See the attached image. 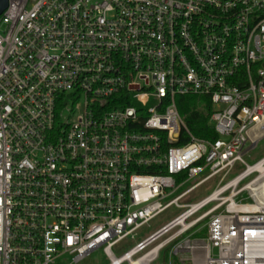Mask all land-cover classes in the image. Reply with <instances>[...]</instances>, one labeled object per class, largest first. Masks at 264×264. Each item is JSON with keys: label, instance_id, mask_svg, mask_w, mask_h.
Returning <instances> with one entry per match:
<instances>
[{"label": "built area", "instance_id": "1", "mask_svg": "<svg viewBox=\"0 0 264 264\" xmlns=\"http://www.w3.org/2000/svg\"><path fill=\"white\" fill-rule=\"evenodd\" d=\"M185 95L210 98L215 140L193 135ZM263 130L264 0H9L0 264H80L97 249L109 264H264V157L244 159ZM173 204L183 211L119 253Z\"/></svg>", "mask_w": 264, "mask_h": 264}, {"label": "rangeland", "instance_id": "2", "mask_svg": "<svg viewBox=\"0 0 264 264\" xmlns=\"http://www.w3.org/2000/svg\"><path fill=\"white\" fill-rule=\"evenodd\" d=\"M150 105H153V102L150 103ZM264 130L261 131L258 134L256 144L253 146L252 149H250L247 153L244 155V159L246 163L250 166L254 165L256 162H258L260 159L264 157ZM247 148L249 149L250 146L248 145ZM246 165H241L240 163H237L234 168L231 170L228 177L223 181L222 184L226 183L230 179H233L235 176H237L239 173L246 170ZM260 173H254L251 176L247 177L243 182L242 185L250 181V179L258 176ZM220 181V176H217L215 178H212L205 184L199 186L196 188L193 192L188 194L186 197L180 200L181 203H187V202H195L199 199L203 198L207 194H209L218 184ZM196 182L195 180H192L191 182L187 183L183 188H181L175 195L179 194L183 189L189 187L192 185V183ZM247 196L246 191L241 193L240 196H238L237 200L243 199ZM245 201V200H244ZM243 201V202H244ZM248 202V201H247ZM183 211V208H179L176 205H171L167 209H165L161 214H159L157 217H155L153 220H151L148 224L142 226L140 229L136 231V237L134 239H131L128 237L127 239L123 240L117 247L118 251L123 252L130 247H132L136 241L146 237L153 231L157 230L160 226L171 220L172 218L176 217L178 214H180ZM199 237H204L207 235L206 227L201 226ZM80 264H109V261L106 259L102 249H97L91 256H89L86 260H84Z\"/></svg>", "mask_w": 264, "mask_h": 264}, {"label": "trees", "instance_id": "3", "mask_svg": "<svg viewBox=\"0 0 264 264\" xmlns=\"http://www.w3.org/2000/svg\"><path fill=\"white\" fill-rule=\"evenodd\" d=\"M178 109L187 126L198 138L215 140L218 135L211 123L214 111L213 104L208 96L185 95L177 97ZM186 141L187 138L185 137ZM183 142V141H182ZM198 233L197 235H200Z\"/></svg>", "mask_w": 264, "mask_h": 264}, {"label": "water", "instance_id": "4", "mask_svg": "<svg viewBox=\"0 0 264 264\" xmlns=\"http://www.w3.org/2000/svg\"><path fill=\"white\" fill-rule=\"evenodd\" d=\"M8 1H9V0H0V13L6 8V6H7V4H8ZM263 137H264V136H263ZM253 146H254V144L250 146V148L248 149V151H249L250 149H252Z\"/></svg>", "mask_w": 264, "mask_h": 264}, {"label": "bare ground", "instance_id": "5", "mask_svg": "<svg viewBox=\"0 0 264 264\" xmlns=\"http://www.w3.org/2000/svg\"><path fill=\"white\" fill-rule=\"evenodd\" d=\"M261 172L263 173L264 172V169H261ZM247 204H250V201H248Z\"/></svg>", "mask_w": 264, "mask_h": 264}]
</instances>
